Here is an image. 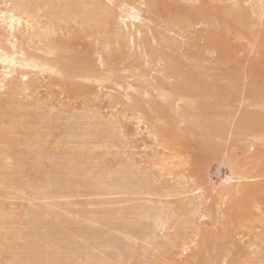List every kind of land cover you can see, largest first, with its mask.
<instances>
[{"label": "rangeland", "instance_id": "1", "mask_svg": "<svg viewBox=\"0 0 264 264\" xmlns=\"http://www.w3.org/2000/svg\"><path fill=\"white\" fill-rule=\"evenodd\" d=\"M153 1L0 0V264H264V0Z\"/></svg>", "mask_w": 264, "mask_h": 264}, {"label": "bare ground", "instance_id": "2", "mask_svg": "<svg viewBox=\"0 0 264 264\" xmlns=\"http://www.w3.org/2000/svg\"><path fill=\"white\" fill-rule=\"evenodd\" d=\"M151 1H152V0H151ZM154 1H155V0H154ZM154 1H153V2H154ZM158 2H159V1H158ZM150 4L152 5L153 3H150ZM157 4L159 5L160 3H156V5H157ZM156 5H155V3H154L152 6H156ZM160 6H161V4H160ZM193 12H195V11H193ZM196 13H197V12H195V14H196ZM13 17H14V16H13ZM13 17H12V21H13ZM132 17H133V18H136L134 15H132ZM10 22H11V20H10ZM14 22H15V21H14ZM10 27H13V25L11 24ZM58 40H59V39H58ZM63 41H64V40H63ZM54 45H56V43H55ZM54 45H53V47H55ZM60 45H63V44L60 43L58 46H60ZM55 48L57 49V47H55ZM51 49H52V48H51ZM56 49H53V50H56ZM58 49H59V48H58ZM58 49H57L56 51H58ZM73 55H75V54H73ZM168 55H169V54H168ZM172 55H173V54H172ZM187 55H188V54H187ZM191 55H192V54H190V56H191ZM76 56H77V55H76ZM1 57H2V56H1ZM1 57H0V58H1ZM3 57H4V56H3ZM3 57H2L1 59H3ZM177 57H178V56H177ZM177 57H176V55H175V58H177ZM182 57H183V56H182ZM184 57H185V56H184ZM186 57H187V56H186ZM9 58H10V57L5 58V60L3 59V61L6 62V63H9V65H12V64L14 65V64L16 63V62H15L16 60H15L14 58H13V59H9ZM73 58H75V57H73ZM173 58H174V57H173ZM178 58H179V57H178ZM178 58H177L176 60H174V59H173V60H172V59H171V60H168V63H171V64H170L171 66H170V67H169V66L166 67V70L169 68L168 71H169L170 73H171V72H175V73L177 72V71H175V69H176V68H175V65L177 64L176 61L179 60ZM188 58H190V57H188ZM61 59H62V58H61ZM61 59H60V60H61ZM79 59H80V58H78V60H79ZM167 59H169V58L167 57ZM185 59L188 60L187 58H185ZM191 59H192V58H191ZM196 59H197V58H196ZM62 60H63V59H62ZM70 60H71V59H70ZM180 60H181V59H180ZM182 60H184V59L182 58ZM189 60H190V59H189ZM58 61H59V60H58ZM58 61H57V62H58ZM64 61H65V60H64ZM169 61H170V62H169ZM184 61H185V60H184ZM191 61H193L194 63L196 62V61H195V58L192 59V60H190L189 67H191V66H190V65H191ZM79 62H80V60H79ZM79 62H76V63H75L76 66H79V65H78ZM193 62H192V67L190 68V70L193 69V67L196 68V67L198 66V65H196V63H195V65H194ZM59 63H61V62H59ZM65 63H66V62H65ZM65 63H64V64H65ZM80 63H81V62H80ZM83 63H84V62H83ZM180 63H181V61H180ZM188 63H189V61H188ZM68 64H69V62H68ZM72 64H73V63H72ZM75 64H74V65H75ZM87 64H88V63H87ZM178 64H179V63H178ZM184 64H187V62H184L182 66H184ZM83 65L85 66V63H84ZM187 65H188V64H187ZM193 65H194V66H193ZM27 66H29V65H27ZM76 66H75V69H77V70H76V71H73V72H70V73L77 72V74H80L81 72H84V73H85V72H89V71L91 70V69L89 70V68H90L91 66L89 67L88 65H86L84 68L82 67L83 69L81 68V66H80L79 68H77ZM176 66H177V65H176ZM185 66H186V65H185ZM29 67H30V66H29ZM34 67H35V68H38V67L40 68V65H38V64H34ZM42 67H44V66H42ZM42 67L40 68L41 70H45V69H47V68H45V67H44V68H42ZM72 67H73V66H72ZM88 67H89V68H88ZM61 68H62V64H61ZM66 68H69V67H65V70H67L66 72H68V69H66ZM73 68H74V67H73ZM181 68H183V67H180V70H181ZM195 68H194V69H195ZM197 68H198V67H197ZM200 68H201V67H200ZM200 68H199V70H198V69H195L194 72H195V71L197 72V70H198L197 73H201L203 68H201V69H200ZM62 69H63V72H64V68H62ZM78 69H79V70H78ZM80 69H82V70H80ZM87 69H88L89 71H88ZM73 70H74V69H73ZM200 70H201V72H200ZM70 71H72V69H70ZM168 71H167V72H168ZM191 72H193V71L191 70ZM191 72H190V73H191ZM194 72H193V73H194ZM68 73H69V72H68ZM184 73H185V72H184ZM63 74H64V73H63ZM66 74H67V73H66ZM74 74H75V73H74ZM178 74H179V72H178ZM179 75H180V74H179ZM181 75H182V74H181ZM181 75H180L179 77H182ZM188 75H189V74H188ZM199 75H201V77H202V73L199 74ZM176 76L178 77V75H175V77H176ZM191 76H192V75H191ZM193 77H194V76H193ZM191 78H192V77L189 78V81L192 80ZM197 78H200V76L196 77V79H197ZM193 79H194V78H193ZM196 79H195V80H196ZM201 79H203V77L200 78V81H201ZM185 80H186V79H185ZM217 80H219V79H217ZM186 81H187V80H186ZM186 81H185V82H186ZM192 81H194V80H192ZM198 81H199V80H198ZM202 81H203V80H202ZM220 81H221V80H220ZM195 82H196V81H195ZM217 82H218V81H217ZM190 83H191V82H190ZM190 83L186 84V85L183 86V87L181 86V87H182V90H183V92H184V94H186L187 96H189V98H190V97L193 98L194 101L196 100V98H198V97H200V96H201V97L206 96L205 94L203 95V94H201V93H198V92H199V91L197 92L198 89L196 90V89L194 88L195 86L192 85L193 82H192L191 84H190ZM215 83H216V81H215ZM221 83H222V82H221ZM162 84H163V83H162ZM202 84H203V82H202ZM206 84H207V83H206ZM206 84H205V85H206ZM219 84H220V83H219ZM221 85H222V84H221ZM207 86H208V85H206V87H207ZM214 86H215V84H214ZM176 87H177V86H176ZM196 87H198V86H196ZM202 87H203V86H202ZM209 87H210V85H209ZM220 87H221V86H220ZM174 88H175V87H174ZM199 88H201V87H199ZM203 88H204V87H203ZM210 88H211V87H210ZM216 88H217V86H216ZM179 89H180V88H179ZM214 89H215V88H214ZM222 89H223V88H222ZM174 90H175V89H174ZM177 90H178V89H177ZM177 90H176V93H177V95H178L180 92H179V90H178V91H177ZM180 90H181V89H180ZM205 90H206V89H205ZM223 91H224V90H223ZM178 92H179V93H178ZM181 92H182V91H181ZM200 92H202V91L200 90ZM203 93H204V92H203ZM212 93H213V92H212ZM214 93H215V92H214ZM219 93H220V92H219ZM206 94H208V92H207ZM180 95H181L180 97L182 98V94H180ZM211 95H212V94H211ZM183 97H185V96H183ZM184 99H185V98H184ZM202 99H203V98H202ZM202 99H201V100H202ZM204 99H205V97H204ZM204 99H203V101H204ZM211 99H212V96H211ZM186 100H187V99H186ZM198 100H199V98H198ZM207 100H208V101L210 100L209 96L207 97ZM212 100H213V99H212ZM190 101L193 102L192 99H191ZM199 102H200V101H199ZM199 102H198V103H199ZM209 104H210V103H209ZM192 105H193V103H192ZM205 106H206V104H205ZM212 106H213V105H212ZM208 108H209V107H208ZM215 108H216V107H215ZM216 109H217V108H216ZM200 111H202V110H200ZM216 111H218V110H216ZM220 111H221V110H220ZM214 115H216V114L214 113ZM212 116H213V115H212ZM216 116H217V115H216ZM223 116H224V115H223ZM218 117H219V116H218ZM259 117H260V120H259ZM216 118H217V117H215V119H216ZM255 118H256V117H255ZM262 118H264V117L258 116V118H257V119H258V122H260V121L262 120ZM212 119H213V118H212ZM215 119H213V120H215ZM257 119H255V120L257 121ZM216 120H217V119H216ZM246 120H247V121L244 120L245 122L243 121V122H244V123H243L244 125H246L247 123L249 124V120L251 121V119H246ZM263 120H264V119H263ZM208 121H209V120H208ZM219 121H220V119H219ZM204 122H205V121H204ZM222 122H223V121H222ZM224 122H225V121H224ZM253 122H254V118L252 119V121H251L250 123H251V124L256 123V122H254V123H253ZM261 122H262V121H261ZM261 122H260V123H261ZM263 122H264V121H263ZM215 123H216V122H215ZM245 123H246V124H245ZM213 125H214V124H213ZM244 125H243V126H244ZM257 125H259V124H257ZM240 126H242V125H240ZM240 126H239V127H240ZM253 126H254V128L256 127L255 125H252V128H253ZM244 127H245V126H244ZM246 127H247V125H246ZM249 127H250V125H249ZM249 127H248V130H250ZM217 128H218V127H217ZM240 128H242V127H240ZM263 128H264V127H263ZM208 129H209V128H208ZM213 129H214V127H213ZM261 129H262V127H261ZM214 130H215V129H214ZM242 130H243V128H242ZM209 131H210V130H209ZM218 131H220V129H219ZM250 131H251V130H250ZM253 131H255V130L253 129ZM253 131H252V132H253ZM212 132H213V131H212ZM214 132H215V131H214ZM246 132H247V131H246ZM248 132H249V131H248ZM207 134H208V133H207ZM211 134H212V133H211ZM205 138H206V137H205ZM207 139H208V138H207ZM209 142H210V141H209ZM113 175H114V174H112V176H113ZM114 176H115V175H114ZM107 177H108V175H107ZM99 178H100V177H99ZM109 178H110V177H109ZM109 178H108V179H109ZM91 184H92V183H91ZM93 184H94V183H93ZM91 186H92V185H91ZM98 186H99V185H98ZM98 188H100V187H98ZM91 189H92V188H91ZM93 190L95 191L96 188H94ZM45 214H47V213H45ZM29 215H30V214H29ZM47 215H48V214H47ZM42 216H43V215H42ZM42 216H41V217H42ZM45 217H46V216H45ZM45 217H44V218H45ZM32 219H33V218H32ZM42 219H43V218H42ZM43 221H44V220H43ZM43 221H42V222H43ZM32 222H33V221H32ZM58 233H59V232H58ZM117 241H118V240H117ZM99 242H100V241H99ZM69 243H70V242H69ZM58 244H60V243H58ZM50 246H51V247H54L53 245H50ZM121 246H122V245H121ZM44 247H45V246H44ZM55 247H57V246H55ZM110 247H111V246H108L109 250L112 249V248H110ZM40 248H41V247H40ZM45 248H46V247H45ZM58 248H59V247H58ZM90 248H91V247H90ZM105 248H106V247H105ZM48 249H49V248H48ZM103 249H104V246H103ZM103 249H102V250H103ZM115 249H116V248H115ZM42 250H44V249H41V250L39 249L38 251H42ZM91 250H92V249H91ZM105 250H106V249H105ZM105 250H104V251H105ZM113 250H114V249H112V251H113ZM38 251H37V252H38ZM46 251H47V250H46ZM107 251H108V250H107ZM107 251H105V253H106ZM42 252H44V251H42ZM47 252H48L49 256H51L50 254H52V252H51V253H49V251H47ZM47 252H45V253L47 254ZM115 252H116V250H115ZM115 252H114V253H115ZM53 253H54V252H53ZM39 254H40V253H39ZM106 254H107V253H106ZM110 254H111V253H110ZM41 255H42V254H41ZM52 255H53V254H52ZM118 255L120 256V254H118ZM35 256H36V255H35ZM53 256H56V255H53ZM57 257H58V255H57ZM116 257H118V256H116ZM51 258H52V257H51ZM53 258H54V257H53ZM118 258L121 259L122 257L120 256V257H118ZM50 260H51V259H50ZM201 260H202V259H201ZM19 261H20V260H19ZM18 263H19V262H18ZM44 264H50V262L48 263V261H47V262L44 263ZM203 264H204V263H203Z\"/></svg>", "mask_w": 264, "mask_h": 264}]
</instances>
